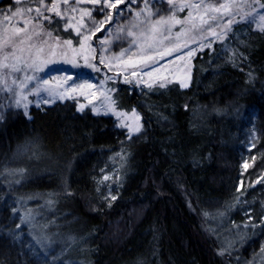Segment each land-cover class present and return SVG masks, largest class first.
Listing matches in <instances>:
<instances>
[{"label":"trees","instance_id":"1","mask_svg":"<svg viewBox=\"0 0 264 264\" xmlns=\"http://www.w3.org/2000/svg\"><path fill=\"white\" fill-rule=\"evenodd\" d=\"M191 63L185 87L116 85L141 117L134 135L73 100L0 121V264H246L264 251V31L234 23ZM10 189L52 197L31 229ZM202 214L249 224L233 258Z\"/></svg>","mask_w":264,"mask_h":264},{"label":"rangeland","instance_id":"2","mask_svg":"<svg viewBox=\"0 0 264 264\" xmlns=\"http://www.w3.org/2000/svg\"><path fill=\"white\" fill-rule=\"evenodd\" d=\"M107 3L115 7H106L100 14L96 9L104 7L105 0H12V5L0 8V121L12 111L28 114L31 106L73 100L77 110L109 115L119 128L134 135L137 128L141 129V117L135 109L117 105V84L140 87L177 82L185 87L196 53L210 48L234 23L245 21L264 29L261 0ZM196 4L200 7L179 9ZM118 9H123L119 16ZM18 11L22 14L14 15ZM162 19L168 23L157 24ZM4 38H9L7 47ZM13 66L21 70L13 71ZM4 174L13 178L12 173ZM9 193L26 225L27 216L39 215L31 212L35 204L52 203L49 195L22 201L20 193H13V189ZM199 218L207 236L215 240L221 258H233L249 224H220L215 214ZM42 235V231L37 234L40 245L45 240ZM248 257L246 264H264V251Z\"/></svg>","mask_w":264,"mask_h":264},{"label":"snow or ice","instance_id":"3","mask_svg":"<svg viewBox=\"0 0 264 264\" xmlns=\"http://www.w3.org/2000/svg\"><path fill=\"white\" fill-rule=\"evenodd\" d=\"M95 2H96V3H99L100 0H95ZM135 2H136V0H128V5H131L132 3H135ZM157 2H163V0H157ZM126 6H127V5H126ZM106 7H115V5H110V4L107 3V0H105L104 7L97 8V9H96V12H97L98 14H100V13H104ZM145 7H147V4L145 5ZM185 7H200V5H199V4H196V5H181V6H179V9H180V10H183V8H185ZM221 7H222V8H227V7H229V6H228V5H221ZM122 11H123V9H118V10H117V16H119V15L122 13ZM157 11L159 12V10H157ZM20 14H22V12H20V11L14 13V15H20ZM37 15H38V16L41 15V12H40L39 9H37ZM58 15H59V13H58ZM85 15L91 16V13H85ZM6 19H7V18H6ZM109 19H110V18H109ZM92 23H93V24H96V21L93 20ZM101 23H103V22H101ZM167 23H168V21H167L166 19H162V20L157 21V24H159V25H166ZM168 30L170 31V29H168ZM105 31H107V30H105ZM262 31H264V29H262ZM77 34H78V35L80 34L79 31L77 32ZM49 35H50V34H49ZM85 39H87V37H85ZM3 43H4V46L7 47V46L9 45V38H4ZM67 43L71 44V41H67ZM126 51H127V50H126ZM5 60H7V55L5 56ZM100 62L103 63V61H100ZM153 63H155V61H153ZM88 66H89V67H94V66L91 65V64H89ZM3 67L7 68L8 65H7V64H4ZM12 70H13V71H20L21 69L16 68L15 66H13V69H12ZM38 70H42V69H38ZM185 86H186V85H185ZM161 87H163V85H161ZM136 131H139V128H137ZM113 199H115V197H113Z\"/></svg>","mask_w":264,"mask_h":264}]
</instances>
